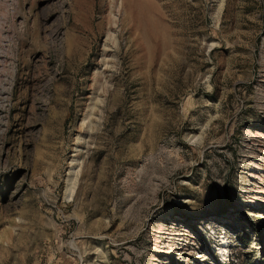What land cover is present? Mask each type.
<instances>
[{
    "label": "rangeland",
    "instance_id": "rangeland-1",
    "mask_svg": "<svg viewBox=\"0 0 264 264\" xmlns=\"http://www.w3.org/2000/svg\"><path fill=\"white\" fill-rule=\"evenodd\" d=\"M0 264H264V0H0Z\"/></svg>",
    "mask_w": 264,
    "mask_h": 264
}]
</instances>
